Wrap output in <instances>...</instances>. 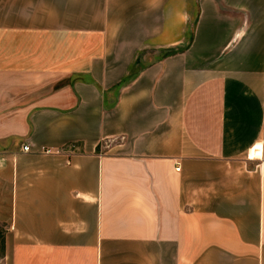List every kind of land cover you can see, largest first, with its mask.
Instances as JSON below:
<instances>
[{
  "label": "crops",
  "instance_id": "crops-1",
  "mask_svg": "<svg viewBox=\"0 0 264 264\" xmlns=\"http://www.w3.org/2000/svg\"><path fill=\"white\" fill-rule=\"evenodd\" d=\"M0 230L1 264H264V0H0Z\"/></svg>",
  "mask_w": 264,
  "mask_h": 264
},
{
  "label": "trees",
  "instance_id": "trees-1",
  "mask_svg": "<svg viewBox=\"0 0 264 264\" xmlns=\"http://www.w3.org/2000/svg\"><path fill=\"white\" fill-rule=\"evenodd\" d=\"M4 232L0 230V249H1V258H2V255H3V240H4V237H3V234Z\"/></svg>",
  "mask_w": 264,
  "mask_h": 264
},
{
  "label": "built area",
  "instance_id": "built-area-1",
  "mask_svg": "<svg viewBox=\"0 0 264 264\" xmlns=\"http://www.w3.org/2000/svg\"><path fill=\"white\" fill-rule=\"evenodd\" d=\"M22 150H23V152H28V151H29V147H28V146H24V147L22 148ZM175 170H176V171H179V167H177Z\"/></svg>",
  "mask_w": 264,
  "mask_h": 264
},
{
  "label": "rangeland",
  "instance_id": "rangeland-1",
  "mask_svg": "<svg viewBox=\"0 0 264 264\" xmlns=\"http://www.w3.org/2000/svg\"><path fill=\"white\" fill-rule=\"evenodd\" d=\"M0 259H1V249H0ZM0 264H1V260H0Z\"/></svg>",
  "mask_w": 264,
  "mask_h": 264
},
{
  "label": "bare ground",
  "instance_id": "bare-ground-1",
  "mask_svg": "<svg viewBox=\"0 0 264 264\" xmlns=\"http://www.w3.org/2000/svg\"><path fill=\"white\" fill-rule=\"evenodd\" d=\"M253 152H254V151H253ZM251 154H253V153H252V151L250 152V156L252 157V155H251ZM256 157H257V156H256Z\"/></svg>",
  "mask_w": 264,
  "mask_h": 264
}]
</instances>
